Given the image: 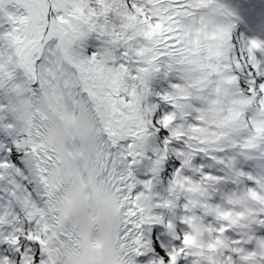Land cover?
<instances>
[{
    "label": "snow or ice",
    "instance_id": "6c2138e0",
    "mask_svg": "<svg viewBox=\"0 0 264 264\" xmlns=\"http://www.w3.org/2000/svg\"><path fill=\"white\" fill-rule=\"evenodd\" d=\"M257 3L238 0L251 24L224 0H0V264H62L77 239L59 206L69 157L78 171L86 161L85 186L111 193L123 264H264V213L247 240L217 216L221 192L260 191L264 177V38L234 31H264ZM157 76L168 81L160 91ZM236 103L242 131L185 161L178 133L201 123L200 107L227 115ZM230 159L237 182L224 178ZM212 177L217 194H204Z\"/></svg>",
    "mask_w": 264,
    "mask_h": 264
},
{
    "label": "clouds",
    "instance_id": "9594fccd",
    "mask_svg": "<svg viewBox=\"0 0 264 264\" xmlns=\"http://www.w3.org/2000/svg\"><path fill=\"white\" fill-rule=\"evenodd\" d=\"M59 206L77 236L62 264H123L116 240L118 217L111 206L101 204L88 211L74 193L61 197Z\"/></svg>",
    "mask_w": 264,
    "mask_h": 264
},
{
    "label": "rangeland",
    "instance_id": "374dc122",
    "mask_svg": "<svg viewBox=\"0 0 264 264\" xmlns=\"http://www.w3.org/2000/svg\"><path fill=\"white\" fill-rule=\"evenodd\" d=\"M224 2L229 7H232L237 10V6L232 2V0H224ZM240 29L241 27L239 26V24H237L236 29L234 31L241 32ZM243 35L248 36L249 34L245 35L243 33ZM236 104L237 106H240L243 108L242 104L240 103H236ZM202 108L203 106L200 107L201 111L199 113L198 119L206 120L207 123H209L208 124L209 128L215 133V134L214 133L212 134L211 138H214L215 136L218 137L212 143L213 146H215L214 150L219 149L221 147L228 146L225 143V140L223 139L225 135V133L223 134V132H225L224 128L216 124L210 125V123H212V121L215 120L217 113H213L215 115L214 117V115L212 116L209 112L210 110L212 112V109H206V108L202 109ZM218 116L220 117V115ZM221 123L223 122L221 121ZM260 123H264V122H259L257 127L260 126ZM225 127L229 129L228 126L225 125ZM204 145H211V144H204ZM243 147L247 149H251L253 147V142L250 141L247 144L243 145ZM214 150L212 149L211 151H214ZM76 168H77V163H76ZM78 172H81L80 169ZM224 178L230 179L233 182L238 181V175L231 170V159L229 160V171L228 173H226V176ZM217 179L218 178L216 177H212L205 181L204 185L207 187V189L209 190L213 189L210 191L209 194L207 193L208 195L217 194V191H218V186L216 184ZM261 181H264V177H258L257 186L261 188L260 189L261 192L254 190V189H249L247 192H245L243 189H240L239 191L231 190L229 192L220 193L222 196V200L217 205L218 211H219V213L217 214L224 215L227 220H222L221 218L219 219L222 221H227L228 227H235L236 230L240 231L242 234L241 238L245 240L251 239L250 235L248 234L247 229L250 228L251 224L256 220V217L259 213H264V184H262L263 182ZM188 188H189V193H188L189 198L192 202H195L197 199V195H196L198 191L197 187L196 185H193L191 181H189ZM224 227L225 225L221 224V227H220L221 232L223 231ZM216 241L220 243L223 242L220 236L216 237ZM258 245L260 249L259 254L264 255V240L258 241ZM237 252H242V255L240 256L241 260H247L248 258L256 255L255 251H243L242 249H237ZM193 264H196V262L194 261Z\"/></svg>",
    "mask_w": 264,
    "mask_h": 264
},
{
    "label": "trees",
    "instance_id": "16d2710c",
    "mask_svg": "<svg viewBox=\"0 0 264 264\" xmlns=\"http://www.w3.org/2000/svg\"><path fill=\"white\" fill-rule=\"evenodd\" d=\"M195 39L194 38V42H195ZM217 39V35L215 33H212V32H209L206 34V37H205V40H206V44L209 48V55L211 56H214V57H219V51L218 49L216 48V46L214 44H209L207 42L209 41H216ZM168 83V81L165 79V78H162L160 76H157L154 81L152 82V86L154 88H156L157 91H160L161 89L164 88V86ZM179 95L180 96H183V97H187L189 95H194L192 93H189L187 91V89L185 88H182L181 91L179 92ZM183 107L187 108V107H190V105H183ZM212 109V112L213 113H217L218 115H220L221 119L220 121L223 122L224 125L228 126L229 128V131H228V134H227V138L229 136V133H232L233 135H238L244 125H243V122L240 118V113L243 111V108L240 107V106H237L236 104L234 106H232L230 109H229V112L227 115H221L220 114V110L218 108H215V107H205L203 106L202 109ZM201 109L198 110V115L196 117L197 120L198 119V116H199V113H200ZM211 112V110H210ZM211 112V113H212ZM212 113V114H213ZM172 117L170 116L169 119H171ZM202 124H195L193 126H191L190 128L184 130V133H178V134H186L188 136V145H189V151H187L185 153V161H188L191 159V156L193 155V152L194 150L196 149H199L200 151H203V152H209L211 151L212 149H210V147L208 145H204V144H212L213 141L216 139V138H211L212 134H213V131L209 128V123H207L206 120H203V119H200L199 120ZM208 126H207V125ZM197 187V190H198V185H196ZM213 190V189H207V187L204 185V188H203V192L204 194H209L210 191ZM156 191H160L162 192L163 191V187L161 185H157L156 186ZM207 194V195H208ZM181 213V209L178 207L176 209V214L179 215ZM217 213H219L218 211V207H217ZM217 216L219 218H221L222 220H225V216L224 215H221V214H217ZM217 243L216 239L212 242V246L214 247L215 244ZM186 245L188 247H192V248H196L198 249V245L196 244V235L195 233H191L188 235L187 237V240H186ZM193 255H196L198 256L199 255V251H194L193 252Z\"/></svg>",
    "mask_w": 264,
    "mask_h": 264
},
{
    "label": "bare ground",
    "instance_id": "6f19581e",
    "mask_svg": "<svg viewBox=\"0 0 264 264\" xmlns=\"http://www.w3.org/2000/svg\"><path fill=\"white\" fill-rule=\"evenodd\" d=\"M259 3H264V0H258V3H257V7H259ZM248 9V8H247ZM261 14H259L258 13V16H260ZM242 16H247L248 17V20H249V23H251V24H255L257 21H256V19L255 18H253V17H251V16H249V12L247 13V12H242ZM251 30V29H250ZM251 31H253V30H251ZM262 33H264V31H261ZM262 37V36H261ZM263 38H264V35H263ZM77 142H79V140H78V136H77ZM78 164H79V169H80V171L81 172H84L85 171V166H84V162H83V160H80L79 162H78ZM85 175H86V172H85ZM262 184H264V182L262 183ZM261 189V188H260ZM90 185H89V183H88V181H87V186H86V190H85V193H86V195L89 197V200H90V202H91V193H90Z\"/></svg>",
    "mask_w": 264,
    "mask_h": 264
}]
</instances>
